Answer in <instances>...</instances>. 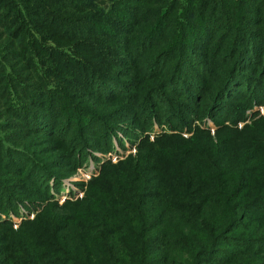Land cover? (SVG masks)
I'll list each match as a JSON object with an SVG mask.
<instances>
[{
	"label": "trees",
	"instance_id": "trees-1",
	"mask_svg": "<svg viewBox=\"0 0 264 264\" xmlns=\"http://www.w3.org/2000/svg\"><path fill=\"white\" fill-rule=\"evenodd\" d=\"M109 1L105 10L97 0H0L1 214L47 200L53 178L88 149L109 151L122 126L147 123L157 100L192 112L168 91L214 118L234 108L231 83L263 90L264 0ZM178 115L172 122L183 125ZM198 134L145 141L135 159L107 166L82 202L66 203L67 217L43 219L59 208L48 204L18 230L1 222L0 264L264 260V192L237 187L213 158L208 166Z\"/></svg>",
	"mask_w": 264,
	"mask_h": 264
},
{
	"label": "rangeland",
	"instance_id": "rangeland-1",
	"mask_svg": "<svg viewBox=\"0 0 264 264\" xmlns=\"http://www.w3.org/2000/svg\"><path fill=\"white\" fill-rule=\"evenodd\" d=\"M97 3L101 7H104L105 10L111 7L109 0H97ZM248 71L249 73L252 72L250 70ZM252 75H254V72ZM138 77L143 90L150 89L156 83V80L153 78ZM255 77L258 78V75L256 74ZM261 83L264 84V79L261 80ZM209 85L211 86L212 84L208 83ZM230 85L231 91L227 96V102L233 104L234 108H232L229 114L220 110L218 115L215 116L213 114L214 118L207 113L205 107L202 106L200 108L194 106V103H189L183 97L172 95L169 91L166 92V100L185 103L186 106L191 107L190 111L192 112L189 113L188 109L184 108V106H175L174 113L167 111L163 103L160 102V99L159 101L157 100V105L151 108L153 112L152 117L147 119V123L142 124V120L139 119L135 122V125L132 124L134 127L127 126L126 124L121 129H117L116 134L112 137V145L109 151H94L88 149L80 164L68 168L69 172L65 174L66 177L60 180H56L55 178L51 180L49 190L46 193V196H48L47 200L39 199L35 200V204L27 202L19 205L15 211H12L14 213L8 215L0 213V223L11 222L13 229L18 230L24 222L34 221L48 204H57L59 208L47 209L43 213V219L50 218L56 221L58 219L55 217L62 218L64 215H66L64 217L69 216V211L63 206L66 203L82 202L90 192L91 183L102 176L107 166L118 165L119 162L128 160V158L135 159L140 152V147L143 146L145 141L153 144L158 138L163 136H175L176 139L191 140L196 139L195 137L201 132V136L204 138L200 145L204 147L205 154L209 155L206 159L208 166H210L211 158H213L216 160L218 167L226 172L225 176L220 174L222 177L227 178L229 172L233 176V180H238L239 186L237 187L241 189L253 188L258 193H263L264 100L262 99L264 98V88L263 90L262 88L260 90H254L255 87L251 85L249 88L240 87L236 89L233 86L234 82ZM154 87L153 90L155 91L156 89ZM208 91L210 95L211 90ZM197 99L199 100L200 98L198 97ZM205 103V100H202L200 104L204 105ZM172 115H178L184 118V124L177 125L173 123ZM222 142L229 143L230 147ZM225 148H230V152L226 156L224 153ZM143 152L144 158L148 154H151L147 149L143 150ZM246 160H249L247 164L248 169L245 164ZM51 161L53 162V158ZM59 161H63V159L60 158L55 163ZM57 167L64 168L63 165L60 166L59 164H57ZM243 170L246 178L240 184ZM111 174L113 175V173ZM256 176L260 177L261 180H257ZM250 199L252 197H248L246 200ZM82 207L85 209V206ZM242 209L246 210L247 208L242 207ZM245 223L244 227L247 226L246 232H251V222L246 220ZM246 232L239 231L242 235H245L244 233ZM256 232L259 233L260 231L257 230ZM59 233V235H63V232ZM263 261V259L260 260L245 256L240 264H262Z\"/></svg>",
	"mask_w": 264,
	"mask_h": 264
}]
</instances>
